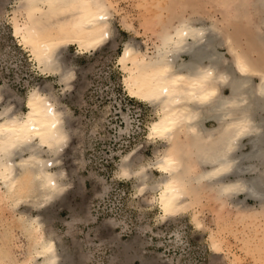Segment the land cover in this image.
I'll return each mask as SVG.
<instances>
[{"label":"bare ground","instance_id":"1","mask_svg":"<svg viewBox=\"0 0 264 264\" xmlns=\"http://www.w3.org/2000/svg\"><path fill=\"white\" fill-rule=\"evenodd\" d=\"M256 4L264 28V0ZM116 8L111 0H20L11 20L39 72L58 76L68 90L73 72L62 52L73 44L80 53L90 52L110 39ZM206 29L186 20L163 33L162 45L152 54L127 43L119 58L128 70L131 95L156 103L150 139L166 141L151 165L122 157L119 174L137 178L136 193L152 191L150 205L163 218L193 208L212 193L235 198L244 191L264 200V64L241 53L235 62L223 63L222 39ZM52 89L48 84L33 88L22 111L11 104L1 109L0 86V203L18 211L2 232L0 264H75L59 247L62 237L48 230L42 210L65 196V171L57 163L71 138L69 111ZM128 119L119 132L129 129ZM212 119L217 125L208 127ZM182 133L185 140L177 141ZM149 166L159 175L150 174ZM230 178L234 181L228 183ZM20 236L25 245L17 258Z\"/></svg>","mask_w":264,"mask_h":264},{"label":"rangeland","instance_id":"2","mask_svg":"<svg viewBox=\"0 0 264 264\" xmlns=\"http://www.w3.org/2000/svg\"><path fill=\"white\" fill-rule=\"evenodd\" d=\"M18 1L0 0L1 109L11 104L12 109L27 111L29 92L48 84L69 111L71 138L57 163L65 171V196L42 209L48 214V230L62 237L59 247L71 253L75 264H264L261 197L244 191L235 198L212 193L193 208L163 218L160 209L150 205L152 191L136 193L137 178L119 174L122 157L151 165L166 142L148 134L156 103L128 90V70L119 61L126 44L150 55L162 45L163 33L188 20L222 39L218 48L223 63L235 62L241 53L263 65L264 28L257 0H111L117 8L110 39L90 52L80 53L75 44L62 52L73 72L68 90L62 89L58 76L39 72L31 52L15 35L11 10ZM251 77L259 81L256 74ZM223 91L230 93L228 88ZM124 116L130 127L122 133L120 128L127 126ZM206 124L217 125L213 119ZM184 135L177 141L183 142ZM17 215L0 203V250L4 227ZM16 240L20 258L25 242L21 236Z\"/></svg>","mask_w":264,"mask_h":264},{"label":"built area","instance_id":"3","mask_svg":"<svg viewBox=\"0 0 264 264\" xmlns=\"http://www.w3.org/2000/svg\"><path fill=\"white\" fill-rule=\"evenodd\" d=\"M122 145V144H121ZM119 151H121V150H119Z\"/></svg>","mask_w":264,"mask_h":264}]
</instances>
